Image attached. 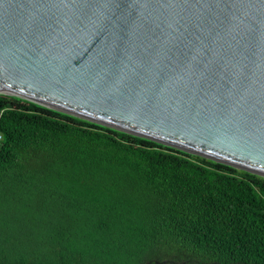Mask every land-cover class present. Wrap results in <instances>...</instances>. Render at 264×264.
Instances as JSON below:
<instances>
[{"label":"water","instance_id":"1","mask_svg":"<svg viewBox=\"0 0 264 264\" xmlns=\"http://www.w3.org/2000/svg\"><path fill=\"white\" fill-rule=\"evenodd\" d=\"M0 97L264 180V0H0Z\"/></svg>","mask_w":264,"mask_h":264},{"label":"trees","instance_id":"2","mask_svg":"<svg viewBox=\"0 0 264 264\" xmlns=\"http://www.w3.org/2000/svg\"><path fill=\"white\" fill-rule=\"evenodd\" d=\"M0 264H264V180L0 97Z\"/></svg>","mask_w":264,"mask_h":264},{"label":"built area","instance_id":"3","mask_svg":"<svg viewBox=\"0 0 264 264\" xmlns=\"http://www.w3.org/2000/svg\"><path fill=\"white\" fill-rule=\"evenodd\" d=\"M1 142H2V135L0 134V146H1Z\"/></svg>","mask_w":264,"mask_h":264}]
</instances>
